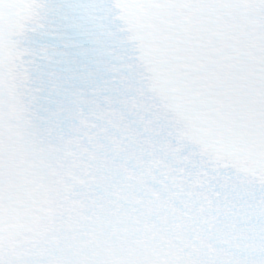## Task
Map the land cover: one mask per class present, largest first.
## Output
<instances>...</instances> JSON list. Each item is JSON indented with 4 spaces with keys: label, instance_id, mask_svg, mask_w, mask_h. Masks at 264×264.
I'll use <instances>...</instances> for the list:
<instances>
[{
    "label": "snow or ice",
    "instance_id": "1",
    "mask_svg": "<svg viewBox=\"0 0 264 264\" xmlns=\"http://www.w3.org/2000/svg\"><path fill=\"white\" fill-rule=\"evenodd\" d=\"M0 264H264V0H0Z\"/></svg>",
    "mask_w": 264,
    "mask_h": 264
}]
</instances>
